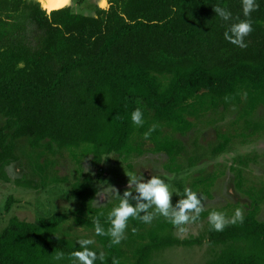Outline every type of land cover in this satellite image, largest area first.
<instances>
[{
  "label": "trees",
  "instance_id": "trees-1",
  "mask_svg": "<svg viewBox=\"0 0 264 264\" xmlns=\"http://www.w3.org/2000/svg\"><path fill=\"white\" fill-rule=\"evenodd\" d=\"M257 3L251 14L253 31L246 37L247 48L241 49L224 39L234 21H221L212 9L227 7L234 18L244 19L241 0H107L106 7L95 6L94 15L70 6L48 13L36 0H0V115L5 118L0 127V181L10 182L6 168L19 161L23 144L41 179L23 176L14 183L34 190L66 183L43 176L55 164L50 157L62 152L78 168L87 157L98 168L110 155L129 162L155 154L166 156L169 173L189 172L201 157L186 159L182 139L208 123V115L240 106L235 124L243 123L238 134L242 143L251 136L264 137V119L254 120L264 107V0ZM141 105L145 123L137 128L130 113ZM153 124L156 130L145 140ZM218 139L207 158L225 153L233 136L220 133ZM230 168L236 189L249 203L215 210L230 217L240 208L243 223L212 231L207 217L214 209H208L200 214L206 220L204 231L180 239L164 217L150 224L130 218L125 238L112 245L109 236L93 230L96 219L107 230L111 209L93 206L97 189L83 175L71 186L72 196L80 201L75 211L34 222L9 221L0 231V264H71L69 254L81 248L61 232L68 221L92 233L95 244L90 248L98 256L103 253V264H167L153 259L166 249L204 243L217 248L204 264H264V220L259 219L264 185L245 186L242 170ZM220 175L224 173L201 171L186 177L188 185L178 181L177 201L184 198L185 188L196 192L202 204L211 200ZM102 181L97 178V184ZM58 251L65 254L61 262L55 260Z\"/></svg>",
  "mask_w": 264,
  "mask_h": 264
},
{
  "label": "rangeland",
  "instance_id": "rangeland-1",
  "mask_svg": "<svg viewBox=\"0 0 264 264\" xmlns=\"http://www.w3.org/2000/svg\"><path fill=\"white\" fill-rule=\"evenodd\" d=\"M44 9H57L70 6L74 12L84 15H94L95 6L106 7L107 0H36ZM242 108H230L224 112L219 111L217 115L210 114L206 117L208 123H202L192 130L183 142L185 145V158L199 155L201 161L196 167L187 172L184 169L180 174H172L168 172L166 167L167 158L165 155L145 154L139 158L131 159L125 162L121 159L117 160L114 155L108 156L100 167L95 168L91 163V157L81 160L80 167L76 166L74 161L69 157L68 152H62L61 155L50 157L55 162L53 166L48 167L43 176L51 178L56 176L61 179H67L66 183H52L38 190L29 189L15 185L14 181L24 176L25 179L33 178L41 179L39 174H34V167L31 163V155L25 144L21 146V157L18 162L11 164L6 168V173L10 178L9 183L0 181V231H2L10 220L18 219L24 222H34L38 218L47 217L58 213H71L80 207V201L72 196V183L80 181L83 175L89 177L93 181V186L97 191L93 199L94 207H104L112 209L116 205L117 199L112 194L105 199L98 194L105 193L109 187L116 189L119 195H123L128 190V178L131 175L142 174L145 179L151 176H158L168 186L172 193L171 203L174 205L175 200L179 198L176 189L178 181L183 185L190 183L189 177L196 176L199 172L203 173H224L218 176L217 181L211 188V200L203 202L204 211L208 209H217L229 204H239L246 207L249 203L248 198L235 186V172L231 170L233 167L242 170V176L245 186L253 185L259 189L261 184L264 185V137L245 140L238 136L243 131V123L235 124ZM264 119V107L258 109L255 113L254 120ZM5 118L0 115V127L4 126ZM231 134L233 139L225 153L219 154L215 158H207L210 150L219 142V134ZM76 154H79L77 150ZM183 157V160L185 159ZM241 158L245 162L240 163ZM247 159V160H246ZM251 159V160H249ZM183 165L186 166L185 160ZM43 158L38 160L42 164ZM248 161V162H247ZM247 163V164H246ZM34 174V175H33ZM37 177H36V176ZM97 178L103 181L97 184ZM264 188V187H263ZM12 200L10 203L9 200ZM94 201H97L96 205ZM10 206L8 207V204ZM9 209H8V208ZM259 219L264 220V203L261 204ZM206 220L199 219L184 225L186 231L179 232L174 228L173 234L180 239L198 236L204 231ZM63 234L66 233L70 238H74L77 242L81 239H92L95 244L94 237L90 231L74 226L72 221H68L61 229ZM217 252L216 247H212L207 243L201 246L192 247H174L160 252L154 259L153 263L167 264H204L210 260L213 254Z\"/></svg>",
  "mask_w": 264,
  "mask_h": 264
},
{
  "label": "clouds",
  "instance_id": "clouds-1",
  "mask_svg": "<svg viewBox=\"0 0 264 264\" xmlns=\"http://www.w3.org/2000/svg\"><path fill=\"white\" fill-rule=\"evenodd\" d=\"M258 8L259 4L257 0H241L242 16L244 19H240L239 17L234 18L232 12L227 7L217 5L212 9L215 16L221 21H234L229 24L227 31L224 32V39L244 49L247 48L246 37L253 31L251 14L257 11ZM130 119L137 128L143 127L145 119L142 105L136 107L130 113ZM156 127L153 124L144 133L145 140L156 130ZM109 194H112L118 200V204L108 213L107 222L109 227L105 230L99 219H96L94 220L93 230L98 236H109L112 245H119L125 238L130 218L150 224L158 216L164 217L179 232H184L186 229L183 226L199 219L200 214L204 211L201 198L190 188H185L184 198L179 199L173 205L171 203L173 195L169 190V186L158 176H151L149 179H145L142 174L131 175L128 178V190L123 195H119L116 189L109 187L105 193L98 194V196L107 199ZM94 203L98 204L97 201H94ZM207 220L210 230L220 232L229 224L243 223L244 215L240 208L235 209L230 217L225 212L214 209L209 212ZM78 243L81 250L74 251L68 256L71 264H96L98 259L103 264V253H100L98 256L97 252L90 248V245L94 243L92 239H81ZM64 259V252L58 251L55 260L61 262ZM113 264H118V262L114 260Z\"/></svg>",
  "mask_w": 264,
  "mask_h": 264
},
{
  "label": "water",
  "instance_id": "water-1",
  "mask_svg": "<svg viewBox=\"0 0 264 264\" xmlns=\"http://www.w3.org/2000/svg\"><path fill=\"white\" fill-rule=\"evenodd\" d=\"M61 8H63V7H61ZM57 9H59V8H57ZM46 10H47V12L49 13L50 11L55 10V9L48 8V9H46Z\"/></svg>",
  "mask_w": 264,
  "mask_h": 264
},
{
  "label": "crops",
  "instance_id": "crops-1",
  "mask_svg": "<svg viewBox=\"0 0 264 264\" xmlns=\"http://www.w3.org/2000/svg\"><path fill=\"white\" fill-rule=\"evenodd\" d=\"M64 0H61V2L63 3Z\"/></svg>",
  "mask_w": 264,
  "mask_h": 264
}]
</instances>
